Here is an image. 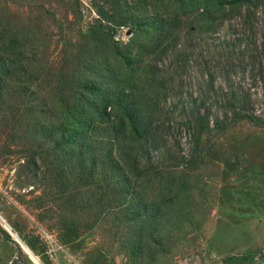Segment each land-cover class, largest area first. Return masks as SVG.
<instances>
[{"label": "rangeland", "instance_id": "1", "mask_svg": "<svg viewBox=\"0 0 264 264\" xmlns=\"http://www.w3.org/2000/svg\"><path fill=\"white\" fill-rule=\"evenodd\" d=\"M93 1L6 0V6L38 31L44 43L40 61L54 66L64 41L75 47L80 30L98 17ZM126 29L116 31L114 39L121 44L129 38ZM189 36L182 37L184 47L192 50L188 65L181 66L178 50L157 64L145 59L162 81L156 123L157 136L165 139L159 143L165 145L161 151L149 149L139 166L146 178L153 179L154 168L160 166V177L175 172L178 184L185 182L178 205L186 217L181 225L164 230L167 251L153 260L143 256L138 264H264V0L235 9L216 32H194L191 40ZM233 96L244 97V109L225 103ZM193 98L199 112L208 111V127L200 126ZM240 111L250 117L231 121ZM7 117L0 116L3 221L26 246L22 238L30 239L36 250H29L40 262L48 258L52 264H129L121 246L127 225L115 217L121 205L110 208L114 193L103 200L106 205H95L97 184L71 188L61 196L39 159L40 168L27 163L29 148L38 145L11 130ZM216 117L229 122L224 130L213 128ZM175 157L183 161L180 166H174ZM147 192L143 189L140 195ZM91 204L94 207L88 208ZM104 211L111 213L101 221ZM0 227L5 230L2 223ZM8 234L10 238L0 229V264H37Z\"/></svg>", "mask_w": 264, "mask_h": 264}, {"label": "trees", "instance_id": "2", "mask_svg": "<svg viewBox=\"0 0 264 264\" xmlns=\"http://www.w3.org/2000/svg\"><path fill=\"white\" fill-rule=\"evenodd\" d=\"M252 3L95 0L92 4L98 17L80 30L75 47L64 41L53 66L40 61L44 56L39 49L44 43L38 39V31L18 20L6 0H0V116H9L11 130L13 127L38 145L29 148L27 163L38 168L41 164L61 196L71 188L97 184L100 195H94L95 205H106L103 200L114 193L110 208L121 205L115 217L127 225L121 246L129 264H138L143 256L153 260L167 251L164 230L181 225L186 217L178 205L185 182L178 184L175 172L160 177V166L154 168L153 179L146 178L139 166L149 149L161 151L165 145L159 143L165 139L157 136L156 123L162 81L145 59L157 64L178 50L181 66L188 65L192 50L184 47L183 36L190 35L191 40L194 32H216L235 9ZM131 26L135 32L126 43L114 39L117 29ZM193 102L200 126L208 127V111L199 112L196 98ZM243 102L241 96L225 100L236 109H244ZM242 115L249 116L236 112L231 121ZM228 124L216 117L213 128L222 131ZM177 158L175 167L183 163ZM140 175L147 180L145 184ZM140 186L148 189L146 196L140 195ZM110 213L104 211L101 221ZM22 240L35 252L30 239ZM18 251L23 253L19 246ZM40 260L52 264L48 258Z\"/></svg>", "mask_w": 264, "mask_h": 264}, {"label": "water", "instance_id": "3", "mask_svg": "<svg viewBox=\"0 0 264 264\" xmlns=\"http://www.w3.org/2000/svg\"><path fill=\"white\" fill-rule=\"evenodd\" d=\"M130 35H132V29H131L130 27H127V29L125 30L124 36L129 37ZM0 219H1V220H0V223L3 224V227L5 228V230H6L8 233L12 234L13 237L17 238V239L20 241V239L17 237V235H16V234L11 230V228L8 226V224L5 223L1 217H0ZM20 245H21V247H23L24 250H26V251L29 253V255L35 260V262H36L37 264H42V263L37 259V257H35V256L31 253V251L29 250V248H28L23 242L20 241Z\"/></svg>", "mask_w": 264, "mask_h": 264}]
</instances>
